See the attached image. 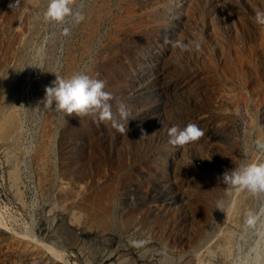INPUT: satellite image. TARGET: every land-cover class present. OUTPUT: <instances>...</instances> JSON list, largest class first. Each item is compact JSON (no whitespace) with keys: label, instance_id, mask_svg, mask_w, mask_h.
I'll return each instance as SVG.
<instances>
[{"label":"rangeland","instance_id":"374dc122","mask_svg":"<svg viewBox=\"0 0 264 264\" xmlns=\"http://www.w3.org/2000/svg\"><path fill=\"white\" fill-rule=\"evenodd\" d=\"M48 2L0 0V264H264V192L219 182L264 160V0ZM77 72L128 133L44 107Z\"/></svg>","mask_w":264,"mask_h":264},{"label":"clouds","instance_id":"9594fccd","mask_svg":"<svg viewBox=\"0 0 264 264\" xmlns=\"http://www.w3.org/2000/svg\"><path fill=\"white\" fill-rule=\"evenodd\" d=\"M75 0H49L45 19L50 22L63 23L65 18L72 16L76 23L83 20L79 12H74L72 5ZM15 5V4H14ZM10 5V7L14 6ZM255 22L264 26V11L257 10ZM67 33V29H65ZM174 46L187 50L188 45L175 41ZM106 82L93 78L86 73L77 72L65 78L56 75L51 86L45 88L44 107L64 113L65 117H91L93 123L101 124L111 121L112 126L121 134L129 131L120 123L112 112L111 101L115 99L110 91H106ZM119 120L129 121L130 110L121 103L118 107ZM169 143L184 147L199 140L205 135L195 123L185 127L173 125L168 129ZM219 182L229 189L240 186L252 193L264 192V160L248 161L240 167L225 170L220 174Z\"/></svg>","mask_w":264,"mask_h":264},{"label":"bare ground","instance_id":"6f19581e","mask_svg":"<svg viewBox=\"0 0 264 264\" xmlns=\"http://www.w3.org/2000/svg\"><path fill=\"white\" fill-rule=\"evenodd\" d=\"M47 244V243H46ZM49 245V244H48ZM51 246V245H50ZM52 247V246H51ZM38 248V247H37ZM38 249H41V248H38ZM55 249V248H54ZM43 250V249H42ZM58 250V249H57Z\"/></svg>","mask_w":264,"mask_h":264}]
</instances>
